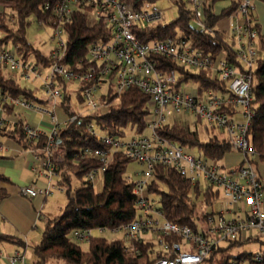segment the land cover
<instances>
[{
  "label": "built area",
  "instance_id": "2783aa9c",
  "mask_svg": "<svg viewBox=\"0 0 264 264\" xmlns=\"http://www.w3.org/2000/svg\"><path fill=\"white\" fill-rule=\"evenodd\" d=\"M187 1L194 11L199 31L210 30L207 29L205 19L206 14L210 12L217 14L215 2ZM229 4L234 5L229 17L236 18L229 23L230 32L215 26L225 38L232 40L243 70L228 62L222 54L211 56L204 53L182 36L140 40L135 33L137 27L163 19L164 11L157 5V1L146 0L139 6L123 0L47 2L45 8L60 20V24L52 27L53 37L57 40L50 49L55 61L48 66V72L43 74V67L21 57L15 48L0 45V65L14 71L19 78L26 81L40 78V87L48 102L45 104L35 99L0 92V125L9 121L5 112L6 104L49 115V124L46 128L25 122L23 124L27 139L44 137L40 152L34 155L32 168L36 176L45 178L46 185H21L20 192L26 196L37 194L46 196L57 188L53 182L56 174L54 154L58 147L57 131L61 124L72 122L77 117L73 114L59 121L55 114L57 101L62 95L57 77L83 85V106L85 112L91 114L101 105L98 91L102 79L112 74L111 79L116 92L113 102H118L119 94L131 85L138 86L149 95L150 113L146 116L149 133L122 137L98 131L91 123L89 130L103 146L84 149L86 154L97 158L100 165L87 171L83 180L84 185H94L96 175L102 174L115 151H122L142 164V169L137 172L140 177L134 180L133 185L138 214L120 228L123 230L126 247L134 250L135 241L144 237L156 242L154 249H160L162 253L151 264H198L224 241L245 240L254 236L259 239V234L264 233V181L250 161L257 154L247 135L253 114L252 78L249 70L259 55L255 47L258 37L255 25L257 21L252 17L254 0H229ZM82 6L92 7L94 19L110 24L113 31L108 41L97 40L89 46V59L94 60L96 65L90 66L86 72L79 73L60 62L66 48V39L62 37L65 31L61 24L69 22L73 9ZM39 24L42 25L41 22ZM157 54L168 56L183 66L210 69L224 81L227 92L208 90L199 96L196 91L186 90L178 84L173 70L164 73L156 68L151 57ZM227 106L238 109L240 117L234 118L232 113L225 109ZM179 113L193 115L222 129L228 136L232 148L243 155V162L228 168L219 164L217 160L200 153H192L182 144L159 136L156 127L167 117ZM2 146L0 142V149ZM159 163L173 166L194 182L214 184L221 190L227 207L207 215L196 231L187 224L169 220L163 215L149 191L155 166ZM90 234L89 228L73 231L74 238L80 240H87ZM172 235L179 236L181 241L169 239L168 237ZM252 253L255 259L261 260L264 245L261 244L258 250ZM0 259L8 264L25 263V256L19 250L10 252L0 250Z\"/></svg>",
  "mask_w": 264,
  "mask_h": 264
},
{
  "label": "trees",
  "instance_id": "16d2710c",
  "mask_svg": "<svg viewBox=\"0 0 264 264\" xmlns=\"http://www.w3.org/2000/svg\"><path fill=\"white\" fill-rule=\"evenodd\" d=\"M53 1L55 0H0V45H13L21 57L27 58L33 54L34 62L40 67L50 66L55 58L50 50L45 52L29 41L26 27L32 19L50 27L60 24L59 17L45 8L47 2ZM123 1L139 6L146 0ZM213 1L216 3L218 0ZM172 2L177 8L176 16L169 21L161 20L137 27L135 33L140 40L182 36L204 53L211 56L222 54L228 62L235 64L240 70L244 69L232 40L225 38L215 26L220 18L229 15L234 8L233 4L224 6L218 14H206L205 22L210 30L200 32L188 1ZM252 17L257 20L255 14ZM61 25L66 34V48L60 62L75 72L88 71L90 66L96 65L94 60L89 59V46L97 40L108 41L112 35V26L95 20L90 6L73 9L70 21ZM255 25L258 29L257 42L260 51L249 70L252 78L253 114L247 135L255 148L257 160L264 162V35L260 31L259 23ZM151 58L156 68L162 72L173 70L178 84L196 83L199 96L208 90L227 92L224 81L208 68L183 66L162 54L152 55ZM4 68L0 65V92L48 104L46 99L37 96L35 88L21 83L18 76L6 73ZM111 75L102 79L98 91L101 105L91 114L77 109L79 104H83V85L79 83L76 87H71L73 80L57 77L58 86L62 90L57 105L66 113V117L77 115L74 121L59 126L58 147L54 154L56 185L65 190L67 201L60 213L46 219L39 241L32 245V264H151L157 256L162 255L160 249H154L156 242L144 237L135 241L134 250H129L123 235L108 240L103 235L92 233L93 229L123 228L138 214L136 195L133 192L134 179L126 174V169L133 159L122 151H115L103 170L100 191H96L93 185H84L83 180L87 171L100 165V161L86 154L84 149L103 146L89 130L91 123L98 131L122 137H126L127 128L133 131L127 137L141 135L148 130L146 116L150 113L149 95L138 86L131 85L119 94L118 102H113L116 92ZM225 109L233 112L230 106ZM14 110L13 105L6 104L5 112L11 113ZM23 124L21 120L8 121L0 125V134L15 139L25 148L41 147L44 137L27 139ZM156 132L171 142L182 144L186 149L197 148L198 153L212 160L218 161L225 153L234 150L226 134L219 136V132H224L222 129L195 117L190 121L176 117L172 123L164 121L156 127ZM250 161L256 162L252 159ZM73 178L79 180V185L72 190ZM9 181V177L0 174V184ZM149 191L166 218L187 224L195 231L207 215L218 212L207 209V206H212L219 197L221 190L217 186L212 183L194 182L170 165L159 163L155 166ZM7 195V188L0 185V200ZM88 228L91 234L87 240L82 239L87 241V247L83 248L75 241L73 231ZM168 238L181 241L177 235ZM255 239L257 238L254 236L245 240L224 241L198 264H264V255L261 260H257L251 251L239 249L244 242ZM3 241L22 247L26 245L22 238L7 233H0V242ZM0 264L8 263L5 261ZM24 264H28L26 258Z\"/></svg>",
  "mask_w": 264,
  "mask_h": 264
},
{
  "label": "crops",
  "instance_id": "0c3cea01",
  "mask_svg": "<svg viewBox=\"0 0 264 264\" xmlns=\"http://www.w3.org/2000/svg\"><path fill=\"white\" fill-rule=\"evenodd\" d=\"M222 8L223 7H216L217 14L220 13ZM254 14L257 19L256 21L260 25V31L264 35L263 1L254 0ZM235 19L236 18H231L229 17V15H227L220 18L215 25L218 28H222L230 32L229 23L234 21ZM224 20H226V22H224ZM7 73L16 75L14 72L12 73L10 71H7ZM71 84H73L72 87H74V84L76 83L73 82ZM191 91L195 92L196 87ZM38 97L40 99H45L44 94L42 95V97ZM55 114L57 115L59 121H63L66 118V113L58 105L55 108ZM232 115L234 118L238 119L240 117L238 109H233ZM173 116H176L177 119H183V117H185V119H187L188 121L193 119V117L190 118V115L186 113H179ZM7 118L11 122H17L18 120H21L25 123L41 126L42 128H46L49 124L48 114L24 109L22 107H15L14 112L7 113ZM219 136L223 137L225 136V133L219 132ZM0 142L3 145L0 149V174H3L10 179L9 182H3L0 184L4 185L8 191V195L0 200V233L12 234L19 238H22L26 244L24 247H22L17 245L16 243L3 241L0 242V249L4 252L21 249L28 261L26 246L29 245V236H31V234L33 233L34 226L36 227L37 219L44 217V219L46 220L48 219V217L56 215L51 212L53 210L48 208L51 201V199H48V197L52 192L46 196L41 194H37L35 196H26L19 190L21 185H46L45 178H43L42 176H36L32 168L34 155L40 152L41 147H38L36 149L25 148L15 139L2 134H0ZM256 157L253 159L256 160V162H252V164L256 168L259 176L264 181V162L258 161ZM242 162L243 155L236 150L225 153V155L218 160L219 164L228 168L235 167ZM53 182H55V184L57 183V175L54 176ZM57 189L65 192V190L60 186H57ZM54 198H56V196H54ZM224 203L226 205L225 200H223L221 203V209H225L227 207V205L224 207ZM63 204L59 206L63 207ZM43 209L48 210H45L46 213H43ZM227 215H229V213H227ZM36 238H38V232ZM0 263H5V260H0Z\"/></svg>",
  "mask_w": 264,
  "mask_h": 264
},
{
  "label": "rangeland",
  "instance_id": "374dc122",
  "mask_svg": "<svg viewBox=\"0 0 264 264\" xmlns=\"http://www.w3.org/2000/svg\"><path fill=\"white\" fill-rule=\"evenodd\" d=\"M228 3H229V0H218V1H216L215 6L216 7H224V6L228 5ZM157 5L159 7H161L164 11V16H163L162 21H169L176 16L177 8H176V5L172 2V0H158ZM224 22H226V20H224ZM26 36L29 39V41H31L35 45V47L40 48L45 52L49 51L56 44V40H57L56 37H53V28L52 27H50L48 25H43V24L41 25V24H39L38 21H36L34 19H32L26 27ZM62 37L64 39H66V34L63 33ZM8 47L13 49V45L9 44ZM255 47H256L257 51H260L259 46H258V42L255 43ZM27 59L29 61L33 62L34 61L33 54H30L27 57ZM4 71L7 73V71H10V70H8L7 68H4ZM42 71L44 74V73L49 71V68L43 67ZM10 72H12V71H10ZM18 79L21 83L29 84L31 87H34L37 95L42 97L43 90H41V87H40V78L33 79L32 81L31 80L26 81L24 78H19V77H18ZM76 85L77 84H74V87H76ZM182 85L188 91H191L193 88L196 87V83H194V82H187V83L182 84ZM70 86L72 87L73 84H71ZM71 101L72 102L74 101L73 96H72ZM77 109L81 112L85 111V107L83 106V104H81V105L79 104ZM175 117L176 116H169L164 121L172 123L174 121ZM191 117H193V116L190 115V118ZM193 119H194V117H193ZM182 120H185V117H183ZM199 128H201V130H202V127L199 126ZM132 133H133V131L130 128H127L125 136L127 137L128 135H131ZM144 133L148 134L149 131L145 130ZM203 135H205V134H203ZM187 150L192 152V153L198 154L197 148H187ZM141 169H142V164H140L139 162H137L135 160H132V161H130V163L126 169V174L131 176L132 179L135 180V179L140 177V174H137V172L140 171ZM78 185H79V180L76 178H73L72 182H71L72 190ZM93 186H94V189L96 191L101 190L102 176L100 173L98 175H96V178L94 179V185ZM61 192L62 191H60L57 188L53 189L52 193L48 197V199H51L48 208L53 210L51 212L54 214L60 213L62 211L63 207L62 206L60 207L59 205H62L63 203H66V201H67L66 193L65 192L61 193ZM54 196H56V198H54ZM223 200H224V197H223L222 192L220 191L218 199L215 200V202L212 204V206L211 205L207 206V209L208 210L213 209L214 211H220L221 203ZM226 205L224 203V207ZM45 210H48V209H43V213H46ZM45 221L46 220L44 219V217L37 219L36 227L34 226L33 233L31 234V236H29V241H28L29 245L26 246L28 264H32V260L34 258V255L32 252V245L39 241ZM37 232H38V238H36ZM92 233L96 234V235H103L108 240H111V239H114L117 237H121L123 235V230L120 228H117L114 230L103 229L102 231H100L98 229H93ZM263 240H264V233H260L258 240L255 239L252 241H246L240 246L239 249L244 250V251L246 250V251L255 252L258 250V248L260 247L261 244L264 245ZM75 241L78 242L83 248L87 247V241H83L80 239H75Z\"/></svg>",
  "mask_w": 264,
  "mask_h": 264
},
{
  "label": "water",
  "instance_id": "95a60500",
  "mask_svg": "<svg viewBox=\"0 0 264 264\" xmlns=\"http://www.w3.org/2000/svg\"><path fill=\"white\" fill-rule=\"evenodd\" d=\"M59 141V140H58Z\"/></svg>",
  "mask_w": 264,
  "mask_h": 264
}]
</instances>
